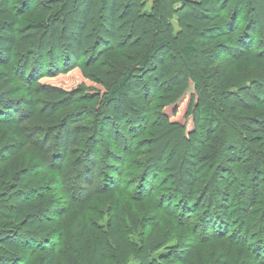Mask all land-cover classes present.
Returning <instances> with one entry per match:
<instances>
[{"label":"trees","instance_id":"trees-1","mask_svg":"<svg viewBox=\"0 0 264 264\" xmlns=\"http://www.w3.org/2000/svg\"><path fill=\"white\" fill-rule=\"evenodd\" d=\"M39 1L50 4H46L48 8L41 9L38 6ZM50 1L23 0L24 5L26 3L32 5L36 2V6L14 8L10 6L8 0H0V82L4 79L17 82L22 86L19 93L23 94L21 98L15 99L7 94H0V138L8 141L0 146V264H65L64 260L67 261L69 256L65 252H59V247L63 246L65 240L62 218L67 214L71 216L72 225L79 221L77 231L67 247L71 250L73 264H112L118 256L123 259L137 256V248L127 239L120 209L122 198L120 194L125 187L120 185L124 180L121 177L118 178L119 180L113 178L110 174L113 165L106 162V158L119 156L121 150L116 144L112 147V151L108 150L98 142L102 138L110 137L112 132L116 134L118 132L116 127L121 119L128 120L127 126L121 129L135 138L147 134V131L154 135L169 132L175 128V124L167 117H162L157 122L152 120L150 107L161 99L158 95H162L165 91L161 92L151 84V87L144 89L142 96L138 85L143 76L137 78L138 84L136 81L130 83V79L133 78H130L133 76L130 72H126L104 94L96 92L88 97L84 94L86 90L83 88L69 91L68 95L61 98L62 105L59 109L65 108L68 111L80 103L88 104L87 107L73 108L63 116H57V109L51 113L43 112L36 100L37 94L29 81L34 74L38 75L46 66L39 60L35 62V68L30 70L26 62L22 66H15L16 50L21 44L18 27L43 32L45 36L53 37L52 41L56 47L59 46L56 39L61 37V41L64 42L62 46V49H65L64 58L69 59L71 50L77 52L83 50L88 35L87 30L92 25L94 14L104 9L106 12L104 19L107 23L105 32H115L114 28L119 19L136 16L134 11L139 2V0H81L79 18L75 22L73 34L66 33L62 36L57 34L61 29L59 26L70 23V13L74 10L75 0H52L59 4L56 8L52 7ZM164 1L170 4L171 13L180 10L184 21L192 23L198 31L200 28L203 29L201 35H197L198 40L203 42L206 48L211 49L213 62L227 56L231 59L233 69L238 73L244 69L264 72V52L253 51L251 40L245 41L234 37L236 27L231 25L230 18L221 14L224 8L218 7L217 0H196L194 2L196 6L193 5L192 0H158L155 9L160 11L159 5ZM249 1L245 0L242 7H248ZM129 6L132 7L131 10H128ZM259 8L260 13L264 14V5ZM103 17L102 13L98 15L99 19ZM246 19L250 23L257 22L258 16L249 14ZM166 29L169 30L168 26ZM105 37L111 44L106 45V39H102L103 45L99 48L90 45L88 54L91 57L88 64L81 67L75 64L72 69L77 67L85 74L87 68H91L97 73L101 70L100 63L98 64L101 58H119L118 47L113 46L114 36L110 33ZM40 41L41 43L37 42L38 45L37 43L33 45L38 46L33 53L37 52L38 56L42 57V50L49 47L47 50L49 63L46 69L48 72L51 71L49 73L51 75H59V72L52 71L59 70L57 64L63 55L57 54L55 48L50 49V42L44 43L42 39ZM154 49L167 52L161 54L159 58H149L153 66L166 72L167 56L171 51L168 40H162ZM198 51L193 37L186 38L179 50L180 54L190 61L197 57ZM142 60L143 64L147 57L143 56ZM15 70L16 72L21 70V73L18 74ZM40 75L37 77L43 76ZM200 76L206 79V84H214L215 88L218 83L225 81L224 77L217 74L211 66H200L197 72L192 73L196 89L201 85ZM253 90L254 94L241 90L243 94L240 100H230L224 91H218L221 108L213 104L212 98L206 100L192 98L187 104L185 116L193 117L195 129L188 134L183 146L173 150L166 164H163L165 159L161 158L158 163H152L148 172L144 174L146 179L150 174L149 171L154 168L156 170L160 166H162L161 170L169 168L173 171L174 158L181 148L180 152L184 156L182 188L175 192L174 199H170V196L163 197L162 204L180 200L181 215L187 218L184 228L193 235L194 240L201 242L207 249L209 260H206L198 244L193 246L186 260L189 264H264V118H262L264 116L258 113L259 109L264 108V96H261L260 87L256 86ZM131 96L140 104L138 108L141 109L140 115L131 112L132 101L128 98ZM12 104L18 107L13 108L15 111L18 109L20 111V115L14 119L10 117L9 107H13ZM222 107L231 113L239 114V118L233 120L236 127L221 119L219 111ZM121 108L125 110L121 111ZM22 111L34 120L36 125L41 126L36 128L42 132V138L46 142L54 141V145L50 147L52 149L50 156L56 159L61 155L58 168L53 167L55 164L51 162L48 164L50 167L24 169L22 148L35 144V141L31 137L33 128H27L19 119ZM249 111L254 114H249ZM163 115L162 113L160 116ZM66 116H68L67 120ZM92 116H95L92 123L96 126L91 128V134L85 137L81 146L72 149L66 144L64 147H59L62 138L66 142L74 143V130L78 125L79 117ZM133 117L139 120V124L135 125L131 121ZM63 122L64 125L61 126ZM139 127L143 130L135 135ZM220 127L226 132L222 137ZM169 144L163 149L161 157L167 153ZM217 146L220 147L219 153L215 152ZM131 147L128 154L140 157L143 155L142 149L133 150ZM93 155L94 160H92ZM43 157L44 153L40 151L38 158L42 161ZM70 157L72 161L77 162L76 169L72 174L70 171L63 173L60 169L66 167V160ZM70 162L68 161L69 164ZM57 171L63 173L62 182L56 188L62 196V202H55L51 198L55 191L46 185L48 176ZM94 177L99 178L97 182ZM113 179L116 183H120L117 187L113 184L115 183ZM99 183L104 188L100 194L113 202L105 232L91 226L86 215L89 200L98 193L97 191L93 194V187L99 186ZM143 183L144 180L142 181L144 187ZM142 189L140 192L145 191ZM114 195L118 197L114 198ZM147 196L149 194H146ZM195 211L200 214L196 217L197 222L192 223L191 218L195 215ZM152 232L147 233L146 245L153 242ZM165 244L162 242L155 249L158 250ZM167 248L168 254L172 255L174 253L172 247ZM137 259L136 264H175L164 258L154 263L147 253L142 251L138 253Z\"/></svg>","mask_w":264,"mask_h":264},{"label":"rangeland","instance_id":"rangeland-1","mask_svg":"<svg viewBox=\"0 0 264 264\" xmlns=\"http://www.w3.org/2000/svg\"><path fill=\"white\" fill-rule=\"evenodd\" d=\"M80 1L81 0H75L74 10L70 13V23L59 26L61 29L57 32L58 35L62 34L63 36L66 33L73 34L75 22L79 18L78 11L82 5ZM195 1L196 0H192V3ZM244 1L245 0H217V5L221 9L224 8L221 10V14L226 16V18H230L231 25L236 27L234 37L242 38L245 41L251 40L254 46L253 51L264 52V14L260 13L261 9L259 8V6L264 5V1L248 0V7H242ZM8 2L10 6L14 8H30L36 6V2L32 5H29V3L24 5L22 4L23 0H8ZM43 2L45 1H39V8H48L46 4L50 3ZM50 2H52V7L56 8L59 5L52 0ZM164 2L162 5L160 3L159 6L161 10L158 11V9H155L158 0H139L134 11L136 16L134 18L119 19L114 28L115 32H105V29H107V23L104 19L106 14L105 10L102 9V12L98 13L94 11L96 14L93 15L92 25L87 30L88 35L83 50L78 52L77 50H71L69 59L64 58L63 51L65 49H62L64 42L61 41V37L56 39L59 44V46L56 47L52 41L53 37L45 36L43 32H36L35 30L25 29L19 26L17 32L21 38V44L16 50V57L14 60L16 62V67L27 63L28 70L35 68V62H37V60H39L40 63L43 62L42 64L46 67L40 70L38 75H36L37 73L34 74L29 83L37 94L36 100L39 102L43 112L51 113L57 109V116H63L71 112L70 110H73V108L77 109L80 107L81 109L84 106H88V104L83 105V103H80L75 105L72 109H68V111L65 108L59 109L62 105L61 98H63L64 95H68L69 91L76 88H83L86 90L84 94L88 97L96 92H99L98 94H104L108 92L110 87L116 84L126 72H130L133 75L130 77H133L130 79V83L135 81L137 83V78L143 76L138 85L139 92L142 96H144V89L152 85H155L161 92L165 91L162 95H158L161 96V99L155 101L152 107H150L152 110L151 115L153 116L152 120L157 122L160 121L162 117L170 118L171 122L175 124L174 129L166 133H156L155 135L147 131V134L138 135L135 138L132 135L126 134L124 129H121L125 128L128 122V120L123 121L124 119H121L116 127L118 132H116V134L112 132L110 137L102 138L98 143L100 146H105L106 149L108 148V150L111 151L112 147L116 144L121 150L119 156L106 158V162L113 165V169H110L111 176L115 179L121 177L122 180H124V183L120 185L121 187L125 185L120 194V197H122L120 209L127 239L137 248V256L138 253L142 251V253H147V256H149L154 263L164 258L169 259L170 262L172 261L175 264H189L186 260L193 246L198 244L206 260H209L207 249L201 242L194 240L193 235L184 228L186 226L184 222L187 221V218L181 215L180 200L167 201L165 204H162V200H164L163 197L168 198L170 196V199H174L176 196L175 192L182 188L184 180V156L180 152L181 148H179V154L174 158L175 169H173V171L169 168L161 170L162 166H160L156 170L154 168L152 171H149L150 174L146 179H144L146 176L144 174L148 172V168L152 163H158L161 158L165 159L163 164H166L171 158L173 150H175L176 147L183 146L188 134L195 129L193 117L185 116L187 104L192 98H202L203 100L212 98L214 101L213 104L221 108V97L218 91H224L230 100H240L242 97L241 94H243L244 91L254 94L253 89L257 86L262 89L263 94L261 93V96H264V72L254 69H244L241 73H238L233 69L231 59L227 56H223L213 62V57L210 54L211 49L206 48L204 43L198 40L197 35H201L200 33L203 29L200 28L198 31V28L196 29V26L192 23L184 21L181 17L182 11L179 10L175 13H171L169 11L170 4ZM251 2L254 4L253 6ZM193 5L196 6L197 4L194 3ZM131 9L132 7L129 6L128 10ZM100 13L104 16L102 19L98 18ZM249 14L253 16L257 15L258 21H253L252 23L247 21L246 17L249 16ZM166 26H168L169 30L166 29ZM196 32L199 33L197 34ZM110 33L114 36V48L115 46L118 47L117 54L119 58H101L98 61V64L100 63L99 67L101 68L99 72L96 73V71L91 68H87L85 74L81 73L77 67L86 66L88 64L89 57H91L90 54H88L90 45L92 47L98 46L99 48V46L103 45V43H101L102 39H106V45L111 44L109 39L105 37ZM188 37H193L195 39V43L199 50L197 57L193 61L185 59L179 52L181 45ZM41 39L44 43L50 42V49L55 48L57 54L63 55L62 59L57 64L59 70L56 69V71H52L59 72V75H51L49 74L51 71L48 72L46 69L49 63V56L47 53L49 47H47L48 49L42 50V57L38 56L39 54L37 52L33 53V50L38 48V46H34L38 41L41 43ZM162 40H168V47L171 49L167 56L168 70L166 72L153 66L151 61H149V58L156 59L159 58L161 54L167 53L162 49L160 51L154 49ZM39 43H37V45ZM143 56H146L147 60L142 64ZM75 64H77V67H73L72 69V66ZM200 66H211V68H214L217 74L224 77V83H218L216 89L213 86L214 84H206V79L200 76L201 85L196 89L193 83L192 73L197 72ZM163 72L165 73L164 75ZM39 75L41 76L40 78L37 77ZM175 85L177 86L174 88L173 86ZM19 90H22V86L15 81L4 79L0 82V94L2 95L4 93L14 99L21 98L23 94L19 93ZM241 90H243V92H241ZM128 98H131L130 100L132 101L133 109H131V112L140 115L139 112H141V109H138L140 108V104L134 100L132 96ZM64 103L66 104V102ZM12 106L13 107H9L11 111L10 117L14 119L20 115V111L19 109L15 111L14 109L18 107H14L15 105L13 104ZM123 110L125 109L121 108V111ZM162 113L164 115L160 116ZM248 113L251 114L252 112L250 113L249 111ZM258 113L264 116V108L259 109ZM219 115L221 119L236 127L233 120L239 118V114L231 113L225 109V107H222L219 111ZM65 118L67 120L68 116ZM79 118L77 122L78 125L74 130V143L72 144L70 141L66 142V140L62 138L59 143L60 148L64 147L66 144H69L72 149L75 146H81L85 137L88 136L89 133L91 134V128L96 126L95 123H92L94 122L95 116ZM19 119L23 122L24 126L33 128L34 130L31 137H33L35 144L22 148L21 157L24 169L36 170L43 166L50 167L48 164L51 162L55 164L53 167L58 168L60 165L57 164L60 162L61 155L56 159H53L52 155L50 156L52 150L50 147L54 145V141L51 140L50 142H46L45 139L42 138V132L38 131L36 128L39 125H36L35 121L31 120L25 112L22 111V116L19 117ZM131 121H133L135 125L136 123L139 124V120L134 117ZM64 122L61 126L64 125ZM101 123L102 122H99V124ZM39 127L41 128V126ZM116 128L115 130H117ZM142 130V127H139L134 134L136 135V133L138 134L142 132ZM77 134H79V136H77ZM225 134V129L222 127L221 137ZM7 142L6 139L0 138V146L5 145ZM168 144L169 149L167 153L161 157L163 149ZM216 145L219 144L216 143ZM94 147L95 146H93V149ZM130 147L133 150L142 149L143 155L140 157L134 154H128ZM18 148L20 149V146ZM40 151L44 153L42 161L38 158V153ZM216 151H218V153L221 152L219 146L216 147L215 152ZM49 156L51 158H49ZM71 158L72 157L66 160V167L60 169L63 173L65 171H70L72 174L76 169L75 165H77V162L75 160L72 161ZM92 160H94V155ZM63 173L57 171L55 173L52 172L48 176V184L46 185L48 188L55 191L51 197L55 202L63 201L60 193L56 191V188H58L62 182ZM94 178L95 182L99 179L98 177ZM143 180L144 187L142 186ZM114 182L113 184H115L116 187L120 184L118 182L116 183V180H114ZM100 184L101 183H99L97 187H93V194L97 191L98 193L94 194L89 200L86 215L87 221L91 226L102 229L105 232L111 204L113 202L100 194V191L104 189L103 185L100 186ZM142 188H144L145 191L140 192ZM146 194H149V196L146 197ZM115 197L118 196L114 195V198ZM194 214L195 215L191 218L192 223L197 222L196 217L200 213L195 211ZM70 219V214L64 215L62 218L65 240L63 246L59 247V252H65L69 256L67 261L64 260L65 264H73L71 250L67 247L72 236L77 231L79 224V221H77L78 223L72 225ZM198 228L200 229V226ZM150 231H153V242L146 245V236ZM232 232L233 231H230V233ZM162 242L166 244L156 250L155 247ZM145 246L146 248L144 249ZM167 247H172L174 252L172 255L168 254ZM143 249L145 250L144 252ZM137 256H131L127 259L118 256L112 261V264H136L138 262Z\"/></svg>","mask_w":264,"mask_h":264}]
</instances>
